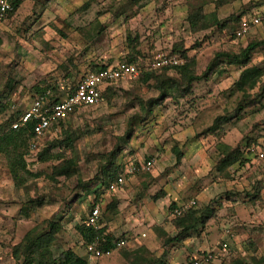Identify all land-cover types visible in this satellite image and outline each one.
<instances>
[{"label": "clouds", "instance_id": "clouds-1", "mask_svg": "<svg viewBox=\"0 0 264 264\" xmlns=\"http://www.w3.org/2000/svg\"><path fill=\"white\" fill-rule=\"evenodd\" d=\"M262 89L264 0H0V264H264Z\"/></svg>", "mask_w": 264, "mask_h": 264}, {"label": "trees", "instance_id": "trees-1", "mask_svg": "<svg viewBox=\"0 0 264 264\" xmlns=\"http://www.w3.org/2000/svg\"><path fill=\"white\" fill-rule=\"evenodd\" d=\"M245 76H246V79H253L254 80V78H255V70H250L248 73L245 74ZM17 147H19V145H17ZM17 166H19L20 168H24L25 167V165L23 164L22 160L18 161L17 164H14L13 168L15 169ZM71 167H73L72 163L69 162L68 164H66L65 170L67 168H71ZM181 223L185 227H188L189 230H190L191 227L194 226L195 221L192 222L191 226L188 224L187 221H181ZM93 235H95V234L93 233ZM17 258H18V256H17ZM33 264H37V261H33ZM57 264H83V261L79 260L77 257H75L74 254L69 252V253H64L63 260L62 261H57ZM137 264H151V262L138 256L137 257Z\"/></svg>", "mask_w": 264, "mask_h": 264}, {"label": "rangeland", "instance_id": "rangeland-1", "mask_svg": "<svg viewBox=\"0 0 264 264\" xmlns=\"http://www.w3.org/2000/svg\"><path fill=\"white\" fill-rule=\"evenodd\" d=\"M262 90H264V89H262ZM245 99L247 100L248 99V97H245ZM68 135L70 136L71 135V133H68ZM72 163V166L74 167V164H75V162L73 161V162H71ZM18 259H19V254H18ZM37 264H38V262H37Z\"/></svg>", "mask_w": 264, "mask_h": 264}]
</instances>
